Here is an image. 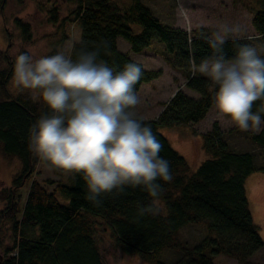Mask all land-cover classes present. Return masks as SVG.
I'll list each match as a JSON object with an SVG mask.
<instances>
[{
  "label": "trees",
  "instance_id": "16d2710c",
  "mask_svg": "<svg viewBox=\"0 0 264 264\" xmlns=\"http://www.w3.org/2000/svg\"><path fill=\"white\" fill-rule=\"evenodd\" d=\"M14 1L22 4V0ZM129 1L128 8L120 9L112 0H75L72 22L79 29L80 38L72 44L69 56L75 60L81 51H98V62L103 61L120 72L126 64L135 62L117 50L118 39L128 44L130 53L137 55L156 42L171 57L164 59L166 65L182 75L186 89L197 94V99H192L177 91L163 105L156 120L142 121L162 143L159 155L170 162L173 176L171 182L158 181L163 188L158 203L160 212L140 214V207L152 202L142 186L127 187L119 195L102 194L97 206L86 199L88 186L82 174L58 169L38 156L29 147L30 128L50 112L41 97L34 101L28 94H9L6 84L12 63L4 58L8 69L0 71V153L18 160L20 171L9 190H0V204L4 205L0 223L11 224L14 237L12 248L3 251L0 264H102L94 241L95 220L110 225L115 244L124 254L136 256L146 264H166L162 258L169 250L181 255L173 264H214L219 256L237 264H253L252 257L264 252L244 192L247 177L256 172L264 175V166L255 167L250 153L231 152L215 122L202 135V149L209 160L191 173L187 162L159 132L161 128L195 125L212 108L218 87L194 70L190 60L194 59L198 67L203 58L211 55L207 41L213 33L199 28L186 33L162 25L140 0ZM6 2L0 0V14ZM261 6L253 12L251 25L263 46L260 57L264 59V2ZM50 14L51 22L56 23V12ZM14 24L28 40L29 26L19 20ZM242 44L251 46L246 39H229L224 45L226 57L233 58ZM142 71L134 86L136 92L161 74L143 68ZM261 107L264 101H257L253 111ZM261 119L264 120V112ZM249 139L264 150V125ZM38 165L54 173H69L68 184L56 183L48 191L31 181ZM25 184L28 192L21 208L18 192ZM198 224L204 227L206 237L196 246L190 248L176 241L182 229Z\"/></svg>",
  "mask_w": 264,
  "mask_h": 264
},
{
  "label": "clouds",
  "instance_id": "9594fccd",
  "mask_svg": "<svg viewBox=\"0 0 264 264\" xmlns=\"http://www.w3.org/2000/svg\"><path fill=\"white\" fill-rule=\"evenodd\" d=\"M241 26L223 24L208 39L211 55L194 70L218 85L215 104L242 131L261 130L264 120L253 111L264 101V59L254 47L242 44L233 58L224 45L238 35ZM98 51H81L73 60L66 51L35 58L16 57L15 79L22 89L40 93L50 115L41 116L30 128L29 147L58 169L82 174L87 182L86 199L97 206L102 194H122L127 187L142 186L152 198L141 206V215H157L163 188L171 182L170 162L159 153L162 143L151 127L136 117L140 99L135 85L142 67L128 63L115 72L97 60Z\"/></svg>",
  "mask_w": 264,
  "mask_h": 264
},
{
  "label": "rangeland",
  "instance_id": "374dc122",
  "mask_svg": "<svg viewBox=\"0 0 264 264\" xmlns=\"http://www.w3.org/2000/svg\"><path fill=\"white\" fill-rule=\"evenodd\" d=\"M112 2L120 9L130 6L129 0H112ZM262 2L264 0H140V3L149 9L162 25L178 28L186 33L198 28L214 33L223 24L230 26L239 24L241 32L230 36L229 39L249 40L259 56L263 46L251 25V20L253 12L261 9ZM75 8V0H22L21 5L14 0H7L0 14V71L8 69V63L4 60L8 58L12 63V73L6 84L10 95L28 94L34 101H39V92L18 86L15 79L16 57L21 53H27L40 58L59 51H66L69 55L72 44L79 42L80 38V31L72 22V13ZM52 11L56 12V23L51 22ZM15 20L29 26L28 40L24 39L21 31L14 24ZM116 46L120 53L126 54L131 61L140 64L144 70L161 72L156 80L142 85L136 92L140 99V104L135 109L138 119L156 120L163 110V105L169 102L177 91L190 97L194 96L195 93L185 88L186 81L182 75L166 65L164 59H171V57L167 56L162 45L152 42L138 55L130 53L128 44L121 39L117 40ZM200 74L216 85L211 77ZM195 95L198 97L197 94ZM215 122L222 131L231 152L250 153L253 155L255 167L264 166V150L249 139L251 134H258L261 130L259 132L242 131L230 119L218 112L215 97L212 108L201 122L188 127L161 128L159 132L169 142L173 151L187 162L190 172L193 173L203 162L209 160L202 149V135L207 133ZM179 144L187 146L188 151L180 150ZM19 171L18 160L6 158L0 153V190H9ZM69 178V173H54L47 167L38 165L31 176V181L51 191L56 183L68 184ZM254 189L257 191L255 194ZM27 192L28 184H25L18 192L21 208ZM244 192L252 223L258 228L259 237L264 243V175L256 172L247 177L244 182ZM59 201L65 203L63 199L59 198ZM3 209L4 205L0 204V210ZM205 237L204 227L198 224L182 229L176 241L192 248ZM13 240L11 224L0 223L1 257L5 249L12 248ZM94 241L102 264H146L136 256L124 254L116 246L110 225L104 221L95 220ZM163 258L166 264H173L181 259V255L177 251L169 250L164 252ZM251 262L264 264V252H257ZM214 264L237 263L219 256L214 259Z\"/></svg>",
  "mask_w": 264,
  "mask_h": 264
},
{
  "label": "bare ground",
  "instance_id": "6f19581e",
  "mask_svg": "<svg viewBox=\"0 0 264 264\" xmlns=\"http://www.w3.org/2000/svg\"><path fill=\"white\" fill-rule=\"evenodd\" d=\"M178 148L180 149V150H182V151H184V152H187L188 150H187V146H185V145H181V144H179L178 145ZM254 194L255 193H257V191L254 189V192H253Z\"/></svg>",
  "mask_w": 264,
  "mask_h": 264
},
{
  "label": "crops",
  "instance_id": "0c3cea01",
  "mask_svg": "<svg viewBox=\"0 0 264 264\" xmlns=\"http://www.w3.org/2000/svg\"><path fill=\"white\" fill-rule=\"evenodd\" d=\"M187 96V95H186ZM189 98H192V99H197L196 95L194 94V96L192 95L191 97L190 96H187Z\"/></svg>",
  "mask_w": 264,
  "mask_h": 264
},
{
  "label": "water",
  "instance_id": "95a60500",
  "mask_svg": "<svg viewBox=\"0 0 264 264\" xmlns=\"http://www.w3.org/2000/svg\"><path fill=\"white\" fill-rule=\"evenodd\" d=\"M1 261H2V257L0 256V263H1Z\"/></svg>",
  "mask_w": 264,
  "mask_h": 264
}]
</instances>
